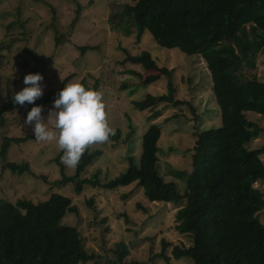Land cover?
I'll return each instance as SVG.
<instances>
[{
    "label": "trees",
    "instance_id": "trees-1",
    "mask_svg": "<svg viewBox=\"0 0 264 264\" xmlns=\"http://www.w3.org/2000/svg\"><path fill=\"white\" fill-rule=\"evenodd\" d=\"M133 1L120 15L127 30L147 31L164 49H178L188 57L204 59L221 125L194 134L191 172L180 192L176 183L160 176L162 132L152 122L169 107L178 112L165 119L167 122L190 120L185 108L198 120L196 108L189 100L177 98L175 69L160 67L149 51L128 56L127 62L157 73L147 76L143 86L163 78L168 81L166 93L148 94L144 100L133 102L136 109L150 113L147 119L151 125L142 137L141 157L129 155L128 169L112 180L101 182L98 176L82 179L86 168L103 153L87 146L76 173L62 174L54 185L74 184L80 193L85 186L113 190L136 183L150 203L177 207L175 230L189 238L191 245H174L163 239L155 259L167 264L180 259H188L191 264H264V226L258 217L264 209V195L256 187L264 182V146L252 147L264 129L247 117L251 112L264 118V80L253 73L258 54L264 53V0ZM63 40V36H56V46ZM90 49L93 48L79 47L82 54ZM54 98L55 95H46L34 104L48 108ZM20 106L13 104L9 95L0 108V125L6 124L5 114ZM32 106L26 104L29 110ZM133 135L135 129L129 125L124 143H129ZM120 136L121 131L117 130V136L111 134L109 139L116 141ZM26 140H4L0 159L5 162V170L14 174L30 172L27 163L7 162L10 144ZM61 155L62 152L55 162L63 171ZM93 203L90 200L88 205ZM143 210L148 212L145 207ZM77 212L72 199L61 194H52L38 204L30 200L13 204L0 199V264H86L101 258L87 251L76 227L62 224L68 213ZM112 252L115 258L107 264H146L130 260V249L124 242L117 243Z\"/></svg>",
    "mask_w": 264,
    "mask_h": 264
},
{
    "label": "rangeland",
    "instance_id": "rangeland-1",
    "mask_svg": "<svg viewBox=\"0 0 264 264\" xmlns=\"http://www.w3.org/2000/svg\"><path fill=\"white\" fill-rule=\"evenodd\" d=\"M133 4V0H0V108L9 95L25 86L22 81L28 73L43 76L41 97L55 95L68 83H81L92 89L96 86L102 94L108 126L116 136L120 130L121 136L116 141L108 138L106 142L89 145L91 150L103 153L86 168L82 179L98 176L101 182L112 180L128 169L129 155L141 157L142 137L151 125L147 119L150 113L136 109L133 102L144 100L148 94L167 92V79L143 86L147 76L157 73L126 61L128 56L149 51L160 67L175 69L177 98L189 100L197 111L198 120L185 108L190 120L179 118L167 122L165 119L178 112L169 107L161 118L152 122L162 132L160 176L166 182L176 183L183 192L191 172L194 134L221 125L211 76L201 56L188 57L178 49H164L147 31L127 30L120 15L126 5ZM56 36L64 37L59 46L55 43ZM79 47L93 49L82 54ZM253 73L264 80L263 52L258 54ZM26 104L5 114L6 124L0 125V151L5 139L27 138L10 144L7 162L27 163L30 172L14 174L3 168L5 162L0 159V199L13 204L18 200L38 204L52 194L71 198L78 212L68 213L62 224L76 227L87 251L101 257L86 264H107L115 258L112 250L120 242L129 246L130 260L146 264H167L155 259L163 239L174 245H191L189 238L175 230L177 207L150 203L136 183L113 190L85 186L80 193L74 184L55 187L54 182L61 180L62 174L73 176L76 166L68 168L61 162V171L55 162L61 154L55 141L34 140L31 126L23 124L29 111ZM51 107L44 108L42 116L46 118ZM247 117L264 129L263 117L251 112ZM129 125L134 127L135 135L129 143H124ZM48 126L52 127L51 123ZM263 146L264 133L252 147ZM256 187L264 195V182ZM90 200L94 202L91 207ZM258 217L264 226V209ZM173 264H191V261L180 259Z\"/></svg>",
    "mask_w": 264,
    "mask_h": 264
},
{
    "label": "clouds",
    "instance_id": "clouds-1",
    "mask_svg": "<svg viewBox=\"0 0 264 264\" xmlns=\"http://www.w3.org/2000/svg\"><path fill=\"white\" fill-rule=\"evenodd\" d=\"M42 81L40 73L25 74L22 81L25 86L13 94L12 103L33 105L23 124L31 126L35 141L54 140L62 152L61 162L73 168L87 146L106 142L112 134L106 121L102 94L81 83L64 84L55 94L45 118L42 106L34 104L43 94Z\"/></svg>",
    "mask_w": 264,
    "mask_h": 264
}]
</instances>
